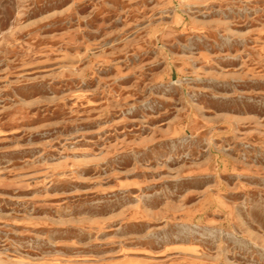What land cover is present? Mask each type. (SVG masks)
<instances>
[{
	"label": "rangeland",
	"instance_id": "374dc122",
	"mask_svg": "<svg viewBox=\"0 0 264 264\" xmlns=\"http://www.w3.org/2000/svg\"><path fill=\"white\" fill-rule=\"evenodd\" d=\"M0 264H264V0H0Z\"/></svg>",
	"mask_w": 264,
	"mask_h": 264
}]
</instances>
